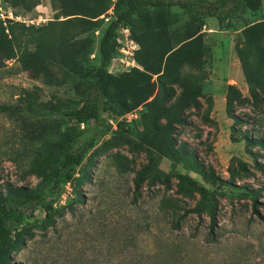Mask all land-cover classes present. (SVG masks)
<instances>
[{"label":"rangeland","instance_id":"374dc122","mask_svg":"<svg viewBox=\"0 0 264 264\" xmlns=\"http://www.w3.org/2000/svg\"><path fill=\"white\" fill-rule=\"evenodd\" d=\"M117 2L112 0L111 9L100 18L87 19L61 16L52 0H41L31 13L16 16L21 10L10 0H0V21L35 26L34 36L51 44L57 56L51 67L54 83L40 72L29 35L15 45L14 59L0 62V106L20 105L26 92H32L49 112L47 118L35 120L0 111L4 194L27 187L53 199L54 173L62 159L50 158L42 175L34 173L32 147L34 141L55 140L61 132L77 134L87 127L75 123L70 114L87 97L91 74L99 66L100 40ZM165 15L174 20L171 30L190 37L189 20L181 9L173 7ZM262 20L264 0L260 11L238 15L229 30H220L215 18H207L200 28L207 46L205 95L201 109L188 111L189 125L180 127L176 139L195 152L204 175L162 158L137 191L136 174L153 165L155 155L137 139L141 123L125 120L95 142L76 168L75 179L62 184L51 223L42 208L24 221V245L12 259L22 264H264V101L251 103L235 50L241 31ZM153 27L139 14L118 30L113 74L143 70L137 62L136 38ZM152 82L157 83L158 76ZM170 86L179 94L177 85ZM229 86L248 99L240 105L232 96L231 115ZM211 102V121L206 122ZM232 114L241 122L236 123ZM247 137L254 145H247ZM210 202L216 206L214 221L207 211L191 212Z\"/></svg>","mask_w":264,"mask_h":264},{"label":"trees","instance_id":"16d2710c","mask_svg":"<svg viewBox=\"0 0 264 264\" xmlns=\"http://www.w3.org/2000/svg\"><path fill=\"white\" fill-rule=\"evenodd\" d=\"M10 2L14 9L21 10L16 16L31 13L41 4V0ZM52 7L64 17L98 19L111 9L112 0H52ZM173 7H178L187 15L190 37L185 34L179 37L175 30L170 29L174 20L165 14ZM261 8L262 0H118L115 16L100 40L99 66L91 74L87 97L81 107L70 114L75 123L87 127L77 134L61 132L55 140L34 141L32 147L30 164L34 173L42 175L50 158L62 159L54 173L53 199L49 200L46 193L27 187L8 189L6 194L0 191V264H22L15 262L12 254L24 245V240L20 238L24 221L42 208L51 223V214L60 198L56 194L59 192L61 195L62 184L75 179L76 168L84 163L87 152L99 138L113 130L106 116L116 120L118 127L125 122L127 114L139 111L140 119L133 121L141 123L137 139L155 155V161L137 172V191L144 181L152 177L154 168L162 158L191 166L204 175L195 152L186 143L178 144L176 139L180 127L189 125L188 111L201 109L200 98L205 95L204 81L208 77L204 57L207 46L200 28L207 18H215L220 30H229L238 15L257 13ZM150 12H153V16L149 15ZM139 14L146 15L154 24L152 30L136 38L140 45L137 62L143 70L134 68L130 73L115 75L110 71V66L117 54V32L129 26ZM8 23L5 25L0 21V62L14 59L15 45L21 43L23 36L29 35V41L35 44L33 55L40 72L45 74L49 83H54L51 69L57 58L54 47L34 36L35 26L11 20ZM235 50L249 86L251 103L263 102L264 20L253 22L241 31ZM68 63L75 65L77 62L69 60ZM171 69H174L172 74ZM154 76H158L157 83L152 82ZM170 85H177L179 94ZM235 95L240 105L248 101L236 87L229 86L227 105L230 115L232 96ZM212 105L211 102L209 113L204 116L206 122L211 121ZM0 111L35 120L49 116L39 96L32 92H26L20 105H2ZM231 117L236 123L241 122L236 115L232 114ZM246 139L248 146L254 145L249 137ZM205 177L208 183H212L211 179ZM251 197L256 205L257 195ZM203 211H207L212 221L215 220L216 206L212 202L191 212L201 214Z\"/></svg>","mask_w":264,"mask_h":264},{"label":"built area","instance_id":"2783aa9c","mask_svg":"<svg viewBox=\"0 0 264 264\" xmlns=\"http://www.w3.org/2000/svg\"><path fill=\"white\" fill-rule=\"evenodd\" d=\"M124 119L127 122L138 121L140 119L139 111H134L132 113L127 114ZM107 122L113 125V129H117V122L112 117H107Z\"/></svg>","mask_w":264,"mask_h":264}]
</instances>
